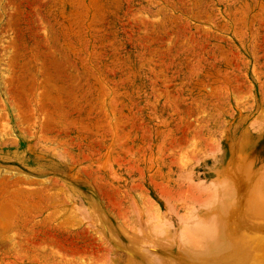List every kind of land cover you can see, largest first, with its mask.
Segmentation results:
<instances>
[{
  "label": "rangeland",
  "instance_id": "obj_1",
  "mask_svg": "<svg viewBox=\"0 0 264 264\" xmlns=\"http://www.w3.org/2000/svg\"><path fill=\"white\" fill-rule=\"evenodd\" d=\"M0 172V264L182 243L264 177V0H0Z\"/></svg>",
  "mask_w": 264,
  "mask_h": 264
},
{
  "label": "bare ground",
  "instance_id": "obj_2",
  "mask_svg": "<svg viewBox=\"0 0 264 264\" xmlns=\"http://www.w3.org/2000/svg\"><path fill=\"white\" fill-rule=\"evenodd\" d=\"M254 3H256V2H254ZM176 127H178V126H176ZM148 147H149V145H148ZM8 172L10 173V171H8ZM8 172L6 171V173H8ZM236 172L238 174V170ZM0 174H1V172H0ZM231 175H232V173H231ZM233 175H234V172H233ZM243 175H244V173H243ZM243 175H242V177H243ZM247 175H248V173H247ZM239 177L241 178V175ZM244 178H242L243 185H244V183H246V184L244 187L245 191H244V193H242L243 194V199H242L243 201L241 202V204L239 203L240 197H241L240 196L239 200H238L239 204H233L231 200H228L224 205H222L223 207H221L220 210L217 211V213H214V214L212 213V215H206V214L193 215L191 218H189L187 220L184 219L183 216H180L181 214L180 215H173L171 217L169 224H168V227H170V228L172 227V229L175 226L180 227V226L185 225V224H191V228L188 225V227L190 229V231L188 233V237L187 238L184 237V240L182 238V243L181 242L179 243V240L181 241V238H180L177 242L178 244L176 243V246H174V247H172L173 246L172 244L169 246H164V245L160 246V243L157 244L156 242L153 241V239L152 240L149 239L148 240L149 242L147 244L141 243L138 245L136 242V239L134 238V236L130 232H124L125 233V241L127 243L126 242L120 243V242L115 241L114 245H112V246L106 245L105 250L108 253H110V255H112V259L114 257H116V253L118 251H120L121 255L125 257L124 264H144V263H146V261L153 262L152 264H264V177L258 176L255 179L249 178V180H247V178H245V179ZM6 179L7 178L0 175V183H5ZM226 179L229 180V178L227 177V174L225 175L224 181ZM234 181L236 184L237 183L236 180H234ZM234 181H233V184H234ZM221 182H222V180H221ZM238 182H240V181H238ZM222 183L224 184L226 182H222ZM192 184H194V183H192ZM235 184H234V187H235ZM237 184H236V187L238 186ZM164 187H166V186L164 185ZM209 187H210V185L208 186V188ZM223 187H224V185H222V188ZM226 187L228 188V186H226ZM215 189H216V187H215ZM236 189H241V188L237 187ZM183 190H185V191L188 190V192H189L188 188L183 189ZM193 190L196 191L195 188L192 189V191ZM203 190H205V189L198 191L199 192V195H197L198 198L200 196V191H203ZM219 190L221 191V188ZM175 191H176V189H175ZM185 191H184V193H185ZM238 191L239 190H237L236 192H238ZM207 192L208 191H206V193ZM226 192H227V190H226ZM190 193H189V195L191 196ZM208 193H210V196H211L212 192L210 191ZM213 193H214V191H213ZM202 194H203V192H202ZM174 195H175V193H174ZM222 195H223V193H222ZM230 195H232V194L230 193ZM168 196H169V194H168ZM177 197L180 198L179 195ZM206 197L207 198L209 197L208 194H207V196L205 194V196L203 198H199V200L197 199L196 201H198V202H196V203H199L200 199H201V201H203V200L205 201L204 198H206ZM166 198L168 199L167 195H166ZM183 199H185V197ZM186 199H188V197H186ZM206 201H207V199H206ZM166 202H167V200H166ZM184 202L185 201H182V203H184ZM200 203L202 204L203 202H200ZM207 206H209V205H207ZM116 207H117V205H116ZM232 207L234 208L233 212L231 210ZM187 215H188V213H187ZM122 216H124V215H122ZM128 216L132 219L131 221H134V222L136 221V219L134 218L135 215H128ZM141 220H142V218H141ZM168 227L166 226V228H168ZM185 230H186V228H185ZM108 236H109V234H108ZM149 237H150V235H149ZM186 239H187V241H186ZM183 241H184V243H183ZM239 243H241L240 247L238 245ZM91 249H92V247H91ZM174 249L176 251L178 250L180 252V254L177 255L175 257V259L172 257ZM71 251H72V249H71ZM205 254H209V256H211V257H209L210 259H207L208 257L205 258L204 257ZM156 255L160 259L156 260V258H157ZM163 256H165V257H163ZM106 257L108 259L107 255H106ZM105 260H106V258H105Z\"/></svg>",
  "mask_w": 264,
  "mask_h": 264
}]
</instances>
